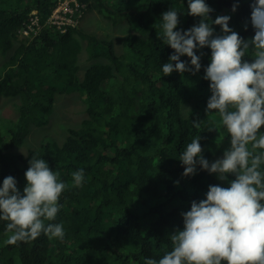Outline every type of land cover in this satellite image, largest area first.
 <instances>
[{"label":"trees","instance_id":"16d2710c","mask_svg":"<svg viewBox=\"0 0 264 264\" xmlns=\"http://www.w3.org/2000/svg\"><path fill=\"white\" fill-rule=\"evenodd\" d=\"M59 1L0 0V56L5 58L21 40L6 62H0V97L19 100L16 118L0 116V185L11 175L22 191L33 157L44 159L69 185L52 221L63 225L64 238L49 240L41 234L34 241L6 245L11 233L6 231L8 221L0 220V264H144L145 258L158 259L171 250L168 236L183 228L180 213L190 209L192 200L206 198L209 185L229 186L199 165L195 175L183 176L179 159L197 136L209 162L230 146L218 114L205 111L211 92L203 76L211 50L197 51L205 54L195 75L162 73L174 50L157 36L161 14L170 8L181 12L176 30L189 29L200 18L187 14L188 0H77L79 12L94 10L114 21L125 20L120 54L113 39L99 40L79 28L61 32L45 26ZM236 2L205 0L214 9L209 14L213 20L230 16L229 27L250 39L255 34L253 0H239L233 12ZM33 9L39 10L44 27L31 39H19ZM213 27L220 34V26ZM75 33L89 40L93 60L82 77ZM73 92L83 97L87 117L68 129V138L61 145L46 142L27 154L17 152L30 128L46 122L56 95ZM196 119L200 129L192 125ZM81 168L85 180L76 187L71 174Z\"/></svg>","mask_w":264,"mask_h":264},{"label":"clouds","instance_id":"9594fccd","mask_svg":"<svg viewBox=\"0 0 264 264\" xmlns=\"http://www.w3.org/2000/svg\"><path fill=\"white\" fill-rule=\"evenodd\" d=\"M71 5L75 6V2ZM238 5L239 0L233 4V12ZM250 7L255 33L250 39L242 38L229 27L230 16L219 15L213 20L209 14L214 9L205 0H188L187 14L200 20L187 30H176L181 12L170 8L161 14L162 31L157 36L174 50L169 62L162 65L163 75L174 71L195 75L205 54L200 51L197 55V51L209 48L210 63L204 68L203 79L209 81L211 95L205 111L218 114L230 141L223 156L209 162L202 154L201 137L193 138L179 156L184 166L182 175H195L199 165L229 186L209 185L206 198L192 200L190 209L180 213L183 228H176L168 236L171 250L158 259L145 258L144 264H264V132L260 131L264 126V0H253ZM34 10L44 27L39 10ZM76 13L73 18L80 25L84 13ZM50 16L45 26L58 29L48 22ZM213 25L220 26V34ZM63 27L66 30L59 29L61 32H67L69 27L78 28L68 24ZM244 27L247 29V23ZM23 28L19 30V39H31ZM182 56L190 61L181 60ZM200 123L199 119L192 120L196 129H200ZM71 175L73 185L82 187L84 169ZM59 176L44 159L33 157L25 172L27 183L22 191L15 177L3 179L0 220L8 221L6 231L11 233L4 242L6 245L34 241L41 234L49 240L64 238L63 225L52 223L62 208L60 196L69 187Z\"/></svg>","mask_w":264,"mask_h":264},{"label":"rangeland","instance_id":"374dc122","mask_svg":"<svg viewBox=\"0 0 264 264\" xmlns=\"http://www.w3.org/2000/svg\"><path fill=\"white\" fill-rule=\"evenodd\" d=\"M63 5V4H62ZM74 16L77 13L74 12ZM74 27H78L82 32L87 35H96L99 40H114L115 50L118 54L122 53L123 49V26L125 20L107 18L96 11H85L80 25L75 21L73 24H68ZM75 38L80 42L79 49V76L84 75L85 70L93 63V60L89 59L88 44L89 40L82 38L78 33H75ZM21 40L14 43L10 51L5 58L0 56V62H6L15 48L20 44ZM106 61V60H104ZM19 100L17 97H0V116L14 119L18 114ZM87 117L86 105L83 101V97L78 92L57 94L53 110L47 117L46 122L41 126L33 125L30 128V133L27 136L24 144L21 147L16 148L17 152L27 154L28 149H39L42 143L55 142L62 144L69 136L70 127H78L81 121ZM264 132V126L260 129ZM222 156H214L212 162ZM220 181V180H219ZM221 184L227 185V181H220Z\"/></svg>","mask_w":264,"mask_h":264},{"label":"built area","instance_id":"2783aa9c","mask_svg":"<svg viewBox=\"0 0 264 264\" xmlns=\"http://www.w3.org/2000/svg\"><path fill=\"white\" fill-rule=\"evenodd\" d=\"M71 2H75V6L71 5ZM63 4V5H62ZM79 3L76 0H64L61 2L58 7L51 14L48 22L58 26V29L65 31L66 28L63 26L66 24H73L77 22L74 18V12L78 11ZM42 24L36 10L30 15L28 22L24 26L23 33L28 37H33L40 29Z\"/></svg>","mask_w":264,"mask_h":264}]
</instances>
